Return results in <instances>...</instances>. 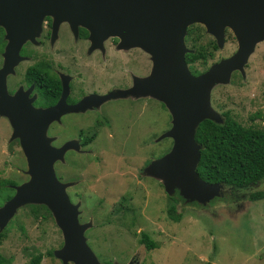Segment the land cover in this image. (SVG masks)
<instances>
[{"label": "water", "instance_id": "1", "mask_svg": "<svg viewBox=\"0 0 264 264\" xmlns=\"http://www.w3.org/2000/svg\"><path fill=\"white\" fill-rule=\"evenodd\" d=\"M46 16L53 18L55 31L67 23L75 31L86 29L94 45L118 37L123 47H137L150 56L149 77L135 81L129 93H138L142 87L165 105L172 126L157 141L171 138L173 145L166 155L152 161L145 173L161 180L167 195L177 190L186 202L206 205L222 196L223 185L207 183L196 172L201 147L195 141V129L204 120L223 122L211 108V90L228 84L234 71L243 74L255 46L264 41V0H0V26L18 47L37 36ZM195 24L205 28L218 48L224 46L225 29H230L237 41L231 57L196 77L185 61L191 50L184 41L188 27ZM0 96V116L10 124V140L19 141L29 177L14 187L15 194L0 207V230L21 206L44 205L63 237L54 256L62 264H100L84 237L89 225L79 224L78 205L71 204L66 193L70 184L60 182L54 171V164L64 160L70 144L55 148L52 138L46 136L52 121L75 108L63 107V102L36 110L20 90L9 96L4 85ZM108 98L100 97L101 101Z\"/></svg>", "mask_w": 264, "mask_h": 264}, {"label": "rangeland", "instance_id": "2", "mask_svg": "<svg viewBox=\"0 0 264 264\" xmlns=\"http://www.w3.org/2000/svg\"><path fill=\"white\" fill-rule=\"evenodd\" d=\"M193 26H200L192 34L195 45L192 46V41L186 40L185 37L186 47L194 52L202 46L206 50V59L194 64L192 69H209L213 64L231 57L236 52L237 41L231 30L226 29L224 46L218 48L215 39L206 33L202 25ZM212 42L215 43L216 49L212 48ZM117 48L126 50L129 58H132L130 54H133L134 58L137 57L142 72L146 70V65L150 64V59L140 49L121 48L118 45ZM101 61V69L115 71V60L105 57ZM244 72L242 78L232 75L228 84L215 85L210 93V105L219 113L216 108L219 103L223 104V107L231 112L232 118L242 126L256 124L261 127L264 116V43L256 46ZM150 105H153L152 123L156 142L153 153L157 158L165 152L168 142L172 148L173 141L170 139L157 141L167 132L170 123L172 126V117L165 105L156 98ZM144 106L146 105L143 104L142 107ZM257 114L259 115L256 116ZM67 127L68 122L64 126L49 130L46 136L52 138L53 143L63 142L69 138L66 134ZM11 136L12 129L8 120L0 116V180H11L19 185L29 177L25 173L27 165L21 147L18 141L10 140ZM140 146L141 143L138 142L135 146L138 152L131 155L135 156L132 160L131 157L124 159L121 154L116 153L117 147H113V159L119 163L115 171L120 177L135 174L127 165L130 162L133 165L141 164L146 157L148 150L142 152ZM59 162L56 168L54 166L55 174L62 176V181L67 182L71 179L68 175V160ZM82 162L76 170V175L84 180L87 165L83 166ZM96 165L98 168L95 169L93 177L101 170L99 163ZM140 185L141 194L137 196L141 195L145 199L147 194L149 198L152 197L150 206L153 212L147 213L134 227L129 226V221H125V224L119 223L115 214L111 213L116 207L115 198L109 201V204L97 206L93 218L94 227H91L84 237L100 264H105V260L113 264H264V198H249L250 194L264 193V182L237 192L229 189V192L224 194L223 190L222 196L206 205L197 202L183 203L178 198L180 196L177 190L173 195H167L161 180L155 177L149 182H140ZM83 190L97 193V184L92 183ZM106 192L103 190L104 195ZM5 202H1L0 207ZM174 202L178 213L181 214L178 222L167 216V209ZM143 220H151L152 223L147 225V221ZM136 231L147 233L150 239L157 243V248L147 251L139 243L140 236ZM0 233L5 236L0 252L10 264H28L31 256L36 254L43 255L40 264H62L53 253L62 247L63 237L50 211L48 213L44 208L32 209L28 204L23 205L16 210L13 218ZM51 252L52 255H49Z\"/></svg>", "mask_w": 264, "mask_h": 264}, {"label": "flooded vegetation", "instance_id": "3", "mask_svg": "<svg viewBox=\"0 0 264 264\" xmlns=\"http://www.w3.org/2000/svg\"><path fill=\"white\" fill-rule=\"evenodd\" d=\"M52 23V17H44L37 36L22 42L19 47L16 40L8 38L6 30L0 26V71H5L4 75L0 72V87L4 85L9 96L20 90L22 98L36 110L54 108L59 103L62 105L63 102V107L75 108L63 112L58 119L52 121L47 133L49 130L64 126L67 122L69 124L66 131L69 138L63 142L52 141L51 145L60 148L65 143L70 144V149L64 154V160H68V175L71 179L63 182L62 176L56 174V177L60 182L70 184L66 193L71 204L78 205V222L81 225H89L84 235L94 227L93 218L97 206L109 204L114 198L116 207L111 213L115 214L119 223L125 224V221H129V226L134 227L147 213L153 212L150 206L153 202L152 197L149 198L147 194L145 199L141 195L137 196L141 194L140 182L146 183L153 179L145 173V170L152 161L171 150L168 142L163 154L155 158L153 153L156 142L152 123L153 105L150 103L154 101V97L145 93L142 87L138 93H129L135 81L149 77L152 62L150 60V64H147L146 70L142 72L137 57L134 58V55L130 54L132 58H129L126 50L117 48V45L126 48L121 45L118 37H109L101 44L95 41L94 45L86 29L79 27L75 31L69 24L62 23L55 31ZM143 53L150 59L145 51ZM105 57L115 60L114 72L101 69V60ZM194 64H197V61L191 65L187 64L194 77L205 73L208 69L194 70L192 69ZM244 73L234 71L231 76L238 75L242 78ZM106 96L109 98L101 101L100 97ZM143 104L146 105L144 108ZM216 109L223 122L227 116L232 118L231 112L223 107V104L219 103ZM262 119L261 127L264 126V116ZM170 128L171 123L168 130ZM53 136L61 139L57 135L53 134ZM168 139L172 140L171 138L162 140ZM138 142L141 143L140 151L148 150L146 157L141 164L133 165L130 162L127 165L135 174L120 177L115 171L119 163L113 159V147H117L116 153L121 154L124 159L131 157L132 160L135 156L131 155H136L138 152L135 147ZM81 162L83 166L87 165L86 176L83 175L84 180L76 175ZM133 162L135 163V159ZM58 163L60 162L54 164L55 168ZM98 163L101 170L96 177H93ZM12 182L14 184H9L8 187L13 191V196L14 187L18 184ZM92 183L97 184V193L83 190ZM229 189L231 188L223 185L224 194L228 193ZM103 190L107 191L105 195ZM180 197L178 198L186 203L185 199ZM171 205L167 209L168 218ZM176 206L175 204L178 212ZM143 222L147 225L152 223L151 220H143ZM135 233L140 236L139 243L142 245V235L147 233L144 231ZM105 264L113 263L105 260Z\"/></svg>", "mask_w": 264, "mask_h": 264}, {"label": "trees", "instance_id": "4", "mask_svg": "<svg viewBox=\"0 0 264 264\" xmlns=\"http://www.w3.org/2000/svg\"><path fill=\"white\" fill-rule=\"evenodd\" d=\"M197 28L200 26H190L187 29L186 40H191L192 46L195 45L192 34ZM211 46L216 49L214 42ZM205 53V48L200 46L198 51L194 50L186 54L185 60L191 65L196 61L205 60ZM194 138L201 147L200 160L196 167L201 180L211 184H222L235 192L264 182V126L255 124L245 127L227 116L223 123L203 121L198 125ZM9 184L14 183L10 180H0V203L12 196L13 191L8 187ZM6 191L10 193H5ZM249 198L263 199L264 193L250 194ZM28 206L32 209L44 208L49 213L44 206ZM169 218L174 222H178L181 218V214L176 211L175 203L170 207ZM4 237V233H0V247ZM141 243L147 251L157 248V243L147 234L142 235ZM49 255H52V252ZM42 259V254L32 255L28 264H40ZM0 264H10L1 252Z\"/></svg>", "mask_w": 264, "mask_h": 264}]
</instances>
